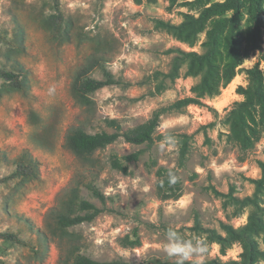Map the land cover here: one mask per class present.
<instances>
[{
  "label": "rangeland",
  "instance_id": "374dc122",
  "mask_svg": "<svg viewBox=\"0 0 264 264\" xmlns=\"http://www.w3.org/2000/svg\"><path fill=\"white\" fill-rule=\"evenodd\" d=\"M216 1L222 0H0V69L13 71L25 82L22 91H9L0 77V234L20 239L0 236V264H67L77 253L98 261L175 264L164 251L166 227L186 239L201 237L207 246L204 261L241 260L239 241L221 252L195 225L224 236L222 225H243L252 209L264 222V190L255 197L256 207L238 204L229 195L252 196L251 179L260 176L259 162L264 160V123L257 111L233 113L234 102L243 100L236 89L248 84L246 69L259 53L247 50L245 14L238 37L246 54L232 79L217 94L202 95L203 104L164 113L151 146L118 138L78 157L66 145L75 127L111 132L104 119L114 118L127 129L144 122L154 109L195 95L200 77L188 74L186 63L172 82L163 81L160 91L153 73L169 69L168 48L201 52L209 19L192 43L156 28L155 20L179 23ZM51 24L68 29L69 38L53 36ZM261 33L264 51V18ZM89 61L97 62L90 77L104 79L108 71L115 82L88 94L82 103L71 83ZM260 68L264 71L263 62ZM183 134L188 150L179 164ZM169 136L175 138L174 146L166 143ZM139 149L128 173L111 167L112 156ZM23 152L36 161L35 177L10 178ZM159 166L178 173L182 194L177 199L157 197ZM86 183L105 195L106 209L91 222L59 229L55 212L73 186L81 197L103 207ZM135 226L140 244L122 245L121 238ZM251 238L259 251L254 264H264V233L259 230Z\"/></svg>",
  "mask_w": 264,
  "mask_h": 264
},
{
  "label": "trees",
  "instance_id": "16d2710c",
  "mask_svg": "<svg viewBox=\"0 0 264 264\" xmlns=\"http://www.w3.org/2000/svg\"><path fill=\"white\" fill-rule=\"evenodd\" d=\"M139 3L140 0H135ZM245 11V12H244ZM246 15V37L248 51L257 50L258 58L254 65L246 69L248 76V84L243 87L239 85L236 89L238 94L243 95V100L234 102L235 108L233 113L245 110L257 111L259 120L264 123V71L260 68V64H264V51L261 50L262 33L264 18L263 0H222L211 3L205 7L197 17L186 15L179 23H172L162 19L155 20V27L163 29L177 39L192 43L199 31H202L203 24L209 19V26L205 31V38L201 43L202 51H186L180 48H168L167 53H171L169 69L163 73L156 71L153 73L154 78L158 80L156 90L160 91L164 86V80L168 79L172 82L179 76L180 68L186 63V72L188 74L199 75V81L194 85L193 91L195 95H187L176 99L167 105L154 109L144 122L139 123L127 129H122L121 125L114 118H105L104 123L112 131L104 129L90 133L81 127L73 128L66 137L67 147L78 157H87L95 150L104 148L108 144L122 138L131 144H145L147 147L154 142V133L159 126L161 116L167 111H179L182 108L194 104H203L201 96L204 94L212 95L219 92L220 87H224L233 77L235 68L245 56V51L241 47V39L238 37V23L243 15ZM48 22V20H47ZM50 22V21H49ZM49 29V28H48ZM50 32L53 36L60 35L69 38V30L61 31L51 24ZM96 61H89L83 67L78 69L74 74L71 83V91L73 95L82 103H86L88 94L98 88L107 86L115 82L112 75L105 71L104 79L90 77L88 72L97 64ZM0 77L4 80L9 91H22L25 82L18 79L13 71L0 69ZM181 147L179 150V164H182L188 150L187 135L183 134L181 139ZM141 150L124 154L121 156L114 155L110 159L112 168L123 173H128V163L138 159ZM17 168L9 177H21L22 179H31L35 177L36 161L33 160L26 152H23L18 158ZM260 176L251 179L254 183V192L252 196L237 197L229 194L238 204H251L257 206L255 197L258 192L264 190V160L259 162ZM173 172L178 177V173L174 168L159 166L155 170L157 177L155 182L156 195L161 200L177 199L182 194V181L179 177L178 181L171 183L169 173ZM86 189L98 198L103 207H98L86 198L79 195L78 186L69 189L66 197L61 201L59 208L55 212L56 226L61 230L68 227L83 223L91 222L106 208L105 195L92 183L84 185ZM226 234L223 236L214 229L203 228L195 225V228L204 230L209 240L220 245V251L224 252L227 244L232 241H239L243 246L241 260H228L221 262L218 258L204 261V264H254L259 252L254 247V240L251 238L252 233L262 231L264 233V222L257 215L256 210L252 209L247 221L238 227L230 224L222 225ZM169 227H166L168 229ZM1 237L19 242L20 239L13 233H1ZM121 244L127 247H136L140 244L138 228L135 226L131 229L130 234H126L121 238ZM67 264H133L123 261H98L83 254H75Z\"/></svg>",
  "mask_w": 264,
  "mask_h": 264
},
{
  "label": "clouds",
  "instance_id": "9594fccd",
  "mask_svg": "<svg viewBox=\"0 0 264 264\" xmlns=\"http://www.w3.org/2000/svg\"><path fill=\"white\" fill-rule=\"evenodd\" d=\"M166 143L175 145L174 137H166ZM179 177L169 173L171 183L177 182ZM165 253L175 259V264H204V254L207 251L205 241L194 236L191 239L183 237L176 229L168 228L166 232V243L164 245Z\"/></svg>",
  "mask_w": 264,
  "mask_h": 264
}]
</instances>
